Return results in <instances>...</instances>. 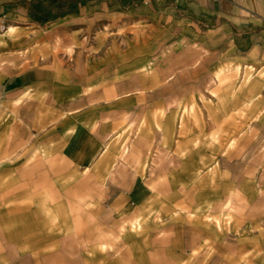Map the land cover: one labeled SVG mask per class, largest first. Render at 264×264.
I'll return each instance as SVG.
<instances>
[{
	"label": "crops",
	"instance_id": "crops-1",
	"mask_svg": "<svg viewBox=\"0 0 264 264\" xmlns=\"http://www.w3.org/2000/svg\"><path fill=\"white\" fill-rule=\"evenodd\" d=\"M0 264H264V0H0Z\"/></svg>",
	"mask_w": 264,
	"mask_h": 264
}]
</instances>
